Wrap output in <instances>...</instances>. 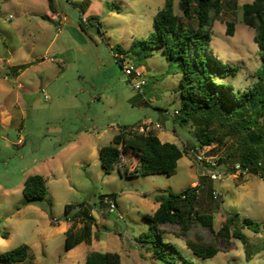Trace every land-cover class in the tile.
<instances>
[{
  "label": "rangeland",
  "instance_id": "374dc122",
  "mask_svg": "<svg viewBox=\"0 0 264 264\" xmlns=\"http://www.w3.org/2000/svg\"><path fill=\"white\" fill-rule=\"evenodd\" d=\"M217 1L210 51L237 67L229 80L246 87L255 81L264 58V48L255 40L257 31L243 23V4L252 0ZM163 2L54 0V14L48 0H0V254L22 244L30 253L23 262L0 264H85L91 250L117 252L120 264H168L152 257L150 242L138 241L142 232L154 235L146 215L156 209L157 197L197 183L202 185L196 208L213 215L216 230L237 213L240 221L248 217L256 222L258 231L241 228L246 242L231 238L226 246L219 240L220 251L208 258L193 254L184 237L172 233L179 230L177 225H162L163 239L189 264H264V179L246 170L233 171L235 158L217 163L234 150L241 131L228 134L207 152L216 166L199 164L190 149L198 152L196 136L205 117L180 124L172 115L180 105L177 67L169 66L161 49L142 60L126 57L123 63L133 64L145 81L136 90L134 76L116 61L117 45L126 50L154 30ZM177 2L174 11L181 14ZM91 15L98 16L99 29L85 24L84 18ZM79 22L86 30L77 26ZM229 22L232 35L227 33ZM143 123H158L161 128L153 130L161 141L190 148L177 161L175 173H131L129 165L125 174L120 164L126 156L105 172L100 148L124 127ZM216 124L217 119L209 127ZM202 172L220 177L202 178ZM35 173L46 177V195L39 203L26 204L23 182ZM109 194L115 197V208L109 201L101 204ZM66 204L72 205L67 213ZM86 212L94 220L90 244L65 250L64 231L72 223L75 231L83 225V220L66 217L81 213L86 219ZM198 230L210 238L208 230ZM176 264L185 262L178 259Z\"/></svg>",
  "mask_w": 264,
  "mask_h": 264
},
{
  "label": "trees",
  "instance_id": "16d2710c",
  "mask_svg": "<svg viewBox=\"0 0 264 264\" xmlns=\"http://www.w3.org/2000/svg\"><path fill=\"white\" fill-rule=\"evenodd\" d=\"M173 1L164 0L157 11L155 28L146 38L134 40L126 50L120 45L116 46L114 54L117 63L122 68L128 56L142 60L153 49H161L169 66L177 67L180 73L175 89L180 105L174 118L180 124H186L192 119L198 120L200 116L205 117V124L200 128L196 140L198 147H208L209 150L213 145L222 144L228 134L241 131L239 143L235 144L234 150L220 156L217 163L235 158L233 171L237 170L235 165H239L240 171L246 170L264 179V58L261 67L254 74L253 83L246 87L235 86L229 80V75H234L237 67L221 62L210 51L211 25L218 17V1L178 0L177 6L181 14L174 11ZM48 7L52 12H58L54 0H48ZM242 8L243 23L257 31L255 40L259 41L261 49L264 48V0L246 2ZM183 17L186 18L185 21ZM84 22L87 26L99 29L97 15L86 17ZM79 26L86 30L81 22ZM233 29V24L227 23L229 35L233 34ZM215 119L217 124L209 127ZM189 149L180 148L174 142L161 141L154 130L138 133L124 127L113 135L108 144L100 148L98 158L105 172H111L126 156V161L120 164L125 174L130 169L129 165H132L131 173L172 175L177 161ZM200 176L209 177L205 174ZM201 185L197 183L179 192L169 191L156 198V209L152 214L146 215L154 235L145 231L138 238L139 242L151 243L150 253L154 259L168 264H176L178 259H182L185 264H189L174 244L163 239L164 230L161 226L164 224L177 225L179 230L172 233L177 237H184L187 248L203 258L212 257L220 251L219 240H223L226 246L231 238L246 242L245 235L240 230L243 227L258 231L256 222L248 217L240 221L237 213L229 215L216 230L213 215L201 213L196 208ZM22 195L26 204L39 203L46 195V177L38 173L28 175L23 182ZM105 197L115 199L113 194L103 196V205L107 204L104 202ZM79 205L82 206V203ZM71 206L65 205L66 213ZM84 217L86 219L81 213L66 217L73 222L83 220V225L75 231L72 223L64 231L65 250H70L81 242L90 244L94 220L88 212ZM198 227L208 230L210 238L206 239ZM6 236L7 232H4L2 237ZM29 258V246L26 244L0 254V260L6 262H23ZM85 264H120V255L114 251L91 250L86 254Z\"/></svg>",
  "mask_w": 264,
  "mask_h": 264
},
{
  "label": "built area",
  "instance_id": "2783aa9c",
  "mask_svg": "<svg viewBox=\"0 0 264 264\" xmlns=\"http://www.w3.org/2000/svg\"><path fill=\"white\" fill-rule=\"evenodd\" d=\"M85 20V18H84ZM122 69H124V71L129 74L134 76V79H136V81L133 83V86L136 90H140V88L145 84V81L143 79H141V71L138 70L133 64H129V65H125L123 63V67ZM166 114H169L168 111H165ZM176 114H178V109H175L172 113L173 116H175ZM159 129L161 128V126L157 123V124H148V123H143V124H139L137 126H130L127 127V130L130 131H136L138 133H146L149 132L153 129ZM192 150L191 152L194 153V159L199 163V164H205L206 166H210L213 167L216 165V161L215 158L211 155H208L207 152L209 151L208 147H198V152H196V149H190ZM235 168L238 170L240 169L239 165H235ZM245 172V170H243ZM202 175H204L205 173L202 172ZM210 177L212 179H217L220 177V174H215V173H210L209 174ZM112 199H109L108 197L104 198V202L109 203V207L110 208H115V203L114 201H111ZM109 201V202H108Z\"/></svg>",
  "mask_w": 264,
  "mask_h": 264
},
{
  "label": "water",
  "instance_id": "95a60500",
  "mask_svg": "<svg viewBox=\"0 0 264 264\" xmlns=\"http://www.w3.org/2000/svg\"><path fill=\"white\" fill-rule=\"evenodd\" d=\"M65 18L69 20V18H68L67 16H65ZM77 26H79V23H77ZM79 27H80V26H79ZM81 30H82V29H81Z\"/></svg>",
  "mask_w": 264,
  "mask_h": 264
},
{
  "label": "crops",
  "instance_id": "0c3cea01",
  "mask_svg": "<svg viewBox=\"0 0 264 264\" xmlns=\"http://www.w3.org/2000/svg\"><path fill=\"white\" fill-rule=\"evenodd\" d=\"M54 13V12H53ZM54 14H56V13H54Z\"/></svg>",
  "mask_w": 264,
  "mask_h": 264
}]
</instances>
